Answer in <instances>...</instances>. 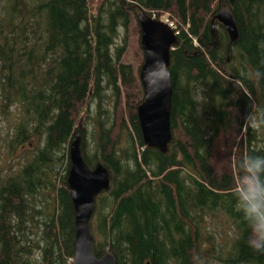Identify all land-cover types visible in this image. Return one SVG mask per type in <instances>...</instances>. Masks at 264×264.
<instances>
[{
  "label": "trees",
  "instance_id": "obj_1",
  "mask_svg": "<svg viewBox=\"0 0 264 264\" xmlns=\"http://www.w3.org/2000/svg\"><path fill=\"white\" fill-rule=\"evenodd\" d=\"M222 8L234 42L216 19ZM139 12L178 21L167 153L144 145L142 57L125 61L131 28L142 52ZM76 133L87 165L111 174L90 222L95 256L264 264L233 195L236 162L264 155V0H0V264L72 261Z\"/></svg>",
  "mask_w": 264,
  "mask_h": 264
},
{
  "label": "water",
  "instance_id": "obj_2",
  "mask_svg": "<svg viewBox=\"0 0 264 264\" xmlns=\"http://www.w3.org/2000/svg\"><path fill=\"white\" fill-rule=\"evenodd\" d=\"M231 42L238 37L236 22L228 8L216 15ZM140 45L143 62L139 80L143 99L137 106V118L142 139L147 148L167 153L173 134L170 123L172 83L168 67L170 52L177 43L174 31L164 22L139 12ZM69 168L66 182L74 209V255L70 264H116L113 252L100 257L93 251L94 236L90 222L96 197L110 187L111 174L107 167L97 163L90 168L81 153V135L76 133L68 146ZM149 264V263H147Z\"/></svg>",
  "mask_w": 264,
  "mask_h": 264
},
{
  "label": "clouds",
  "instance_id": "obj_3",
  "mask_svg": "<svg viewBox=\"0 0 264 264\" xmlns=\"http://www.w3.org/2000/svg\"><path fill=\"white\" fill-rule=\"evenodd\" d=\"M245 120L253 128L258 126L255 117ZM236 167L241 175L233 195L237 211L243 214L251 229L248 245L264 253V155L249 154L238 160Z\"/></svg>",
  "mask_w": 264,
  "mask_h": 264
},
{
  "label": "rangeland",
  "instance_id": "obj_4",
  "mask_svg": "<svg viewBox=\"0 0 264 264\" xmlns=\"http://www.w3.org/2000/svg\"><path fill=\"white\" fill-rule=\"evenodd\" d=\"M91 1V4L93 7H97V5L99 3H101L102 0H90ZM122 32V31H121ZM124 34V32H123ZM140 39V37H139ZM121 41L120 39H117V42ZM140 42V40H139ZM141 46V45H140ZM138 47H137V41H136V31H134L133 28L130 29V32H129V36H128V47H127V52H126V56H125V61L126 62H130V63H135V65L138 63L137 61V58L135 56H141L142 57V62H143V51H138L137 50ZM142 50V48H141ZM141 62V64H142ZM140 64V66H141ZM140 68V67H139ZM93 107V105H92Z\"/></svg>",
  "mask_w": 264,
  "mask_h": 264
},
{
  "label": "built area",
  "instance_id": "obj_5",
  "mask_svg": "<svg viewBox=\"0 0 264 264\" xmlns=\"http://www.w3.org/2000/svg\"><path fill=\"white\" fill-rule=\"evenodd\" d=\"M152 13H153L152 18L160 20L164 22L165 24H167L174 31L175 35L179 32L178 31V21L176 20V18L171 17L169 13L164 12L159 15V18H156L155 12H152Z\"/></svg>",
  "mask_w": 264,
  "mask_h": 264
}]
</instances>
